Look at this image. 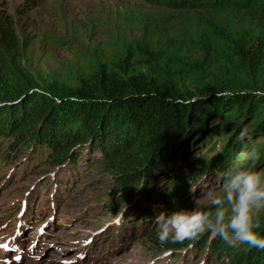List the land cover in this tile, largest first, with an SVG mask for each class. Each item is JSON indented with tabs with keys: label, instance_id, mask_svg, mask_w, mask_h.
Instances as JSON below:
<instances>
[{
	"label": "trees",
	"instance_id": "16d2710c",
	"mask_svg": "<svg viewBox=\"0 0 264 264\" xmlns=\"http://www.w3.org/2000/svg\"><path fill=\"white\" fill-rule=\"evenodd\" d=\"M140 1L183 20L189 29L151 31L144 45L131 44L121 58L96 65L74 86L54 81L44 89L22 67L25 44L0 12V143L8 141L1 149L16 162L27 147L29 156L20 163L45 160L42 165L53 175L71 160L78 165L90 156L99 160L96 168L112 176L119 205L143 196L164 200V211L170 212L181 208L189 183L233 164L225 155L208 168L185 167L188 153L212 138L216 118L223 117L232 134L234 147L225 153L242 154L264 137V0ZM242 14L257 19L259 30L235 25ZM184 131L189 133L180 146L165 154ZM260 156L240 165L258 166L259 172L264 148ZM31 211L35 221L48 214ZM141 214L153 213L126 217ZM259 220L257 233L264 237V215ZM142 232L141 241H151L157 251L177 252V258L192 245L196 254L205 249L198 236L160 243L155 233ZM214 255L228 258V264H264V249L238 242L216 241Z\"/></svg>",
	"mask_w": 264,
	"mask_h": 264
},
{
	"label": "rangeland",
	"instance_id": "374dc122",
	"mask_svg": "<svg viewBox=\"0 0 264 264\" xmlns=\"http://www.w3.org/2000/svg\"><path fill=\"white\" fill-rule=\"evenodd\" d=\"M2 11L25 44L22 67L33 74L41 89L54 81L74 86L81 75L96 65L121 58L131 44L144 45L151 31L180 34L189 29L183 20L169 18L170 13L140 0H0ZM236 18L235 25L259 30V22L252 15ZM194 59L200 57L194 55ZM225 124L223 117L212 122V138L202 140L188 153L185 167L208 168L225 155L238 165L261 157L264 137L257 138L242 154L225 153L234 147ZM7 142L0 143V244H7L8 249L0 248V264L229 263L228 258L214 255L220 238L207 230L195 235L203 239L204 251L196 254L191 251L192 245L173 261L165 260L170 257L168 252L157 251L151 241H141L146 234H138L142 230L156 236L158 229L152 218L166 210L162 199L157 202L138 195L153 206V214L124 217L110 230L115 238L109 240L104 228L115 220L113 210L120 200L114 195L116 183L110 173L104 172L102 166L95 167L99 160L86 156L78 165L71 160L53 175L51 167L42 165L45 160L29 166L20 163L29 156L27 147L18 162L8 159L7 151L1 149ZM89 159L93 161L88 163ZM253 169L257 171L258 166ZM259 172L264 174V163ZM220 183L219 173L207 171L195 183L188 184L181 208H193L196 199L201 207L211 211L214 206L210 200L220 195ZM31 208L36 216L42 210L48 214L35 221ZM262 215L264 207L256 213L258 219Z\"/></svg>",
	"mask_w": 264,
	"mask_h": 264
},
{
	"label": "clouds",
	"instance_id": "9594fccd",
	"mask_svg": "<svg viewBox=\"0 0 264 264\" xmlns=\"http://www.w3.org/2000/svg\"><path fill=\"white\" fill-rule=\"evenodd\" d=\"M244 131L239 139L243 140ZM220 195L214 196L210 211L194 200L191 209L160 211L152 218L160 243L180 242L207 230L228 246L234 243L264 249V237L258 235L261 221L256 213L264 207V174L251 166L227 164L219 172Z\"/></svg>",
	"mask_w": 264,
	"mask_h": 264
},
{
	"label": "water",
	"instance_id": "95a60500",
	"mask_svg": "<svg viewBox=\"0 0 264 264\" xmlns=\"http://www.w3.org/2000/svg\"><path fill=\"white\" fill-rule=\"evenodd\" d=\"M189 132H181V136L180 138L175 141L172 145L169 146L168 150L166 151L165 154H169L171 152H173L174 150H176L180 144L181 141L184 137H186L188 135ZM192 155H190L191 157ZM196 178V177H195ZM153 206L151 204H149L148 202L142 201L140 198H133L132 200H130L129 202H125V203H120V205L117 207V209L113 212L115 214V220L112 221L111 223H109L108 225L105 226L104 231L105 234L104 236H106V238L108 237L109 240H113L115 238V234L112 231L111 234V229L123 218L126 216H129L130 214H132L133 212L136 211H140V212H148V213H153ZM166 252V251H164ZM168 254L170 255V257H167V259L165 260H170L173 261L177 258V252L172 253V252H168ZM160 258V257H158ZM164 259V258H163Z\"/></svg>",
	"mask_w": 264,
	"mask_h": 264
},
{
	"label": "snow or ice",
	"instance_id": "6c2138e0",
	"mask_svg": "<svg viewBox=\"0 0 264 264\" xmlns=\"http://www.w3.org/2000/svg\"><path fill=\"white\" fill-rule=\"evenodd\" d=\"M0 248L8 249V245L7 244H0ZM16 259L19 260L20 257L17 256ZM5 264H6V262H5Z\"/></svg>",
	"mask_w": 264,
	"mask_h": 264
}]
</instances>
